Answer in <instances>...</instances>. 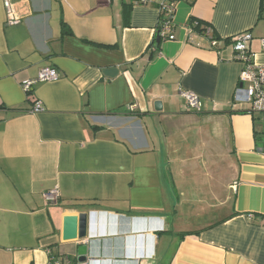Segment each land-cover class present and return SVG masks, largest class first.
I'll return each mask as SVG.
<instances>
[{
    "label": "crops",
    "instance_id": "crops-1",
    "mask_svg": "<svg viewBox=\"0 0 264 264\" xmlns=\"http://www.w3.org/2000/svg\"><path fill=\"white\" fill-rule=\"evenodd\" d=\"M164 1L12 0L8 26L0 0V264H77L83 242L87 264H264V127L233 103L230 41L264 65V0H173L155 48Z\"/></svg>",
    "mask_w": 264,
    "mask_h": 264
},
{
    "label": "built area",
    "instance_id": "built-area-1",
    "mask_svg": "<svg viewBox=\"0 0 264 264\" xmlns=\"http://www.w3.org/2000/svg\"><path fill=\"white\" fill-rule=\"evenodd\" d=\"M109 1V0H107ZM149 0H131L133 5H145ZM5 9V24L8 26L16 25L20 22V17L15 10V4L12 0H2ZM175 1L166 0L159 5V34L162 39H173L172 34V16L174 13ZM211 29L206 27L204 34L209 39V44L212 48H217L220 44L218 39L211 36ZM251 40V35L248 32L239 33L230 38L231 46L234 51V59L243 64V68L239 74V85L235 88L233 103H245L248 105V114H257L264 127V65L256 64L252 59V54L248 50V44ZM262 48H264V38L260 39ZM58 78L57 71L51 67L40 69L37 76L33 79L25 80L21 86L26 93L31 91V88L37 82L52 81ZM187 102V108L192 111L200 109L199 97L190 91L182 92ZM130 110L133 106L128 107ZM39 102H35L32 112L41 111ZM46 202L55 203L58 199L56 187L44 193ZM59 264V262H56ZM77 264H87V262H79Z\"/></svg>",
    "mask_w": 264,
    "mask_h": 264
},
{
    "label": "water",
    "instance_id": "water-1",
    "mask_svg": "<svg viewBox=\"0 0 264 264\" xmlns=\"http://www.w3.org/2000/svg\"><path fill=\"white\" fill-rule=\"evenodd\" d=\"M155 110H161V102L155 101ZM64 238H76L84 240L88 231V214L80 212L77 216H68L64 219ZM88 257V245L80 243L77 248V261L85 262Z\"/></svg>",
    "mask_w": 264,
    "mask_h": 264
},
{
    "label": "trees",
    "instance_id": "trees-1",
    "mask_svg": "<svg viewBox=\"0 0 264 264\" xmlns=\"http://www.w3.org/2000/svg\"><path fill=\"white\" fill-rule=\"evenodd\" d=\"M193 21L192 19H190L189 22ZM197 26L196 28L199 27L200 23L199 22H196ZM162 40V38L160 37V34H159V27H157V30H156V35H155V39L153 41V45L155 48H158L159 47V44H160V41ZM28 96H31V91H29L28 93ZM240 113H247V110H243V111H239Z\"/></svg>",
    "mask_w": 264,
    "mask_h": 264
}]
</instances>
